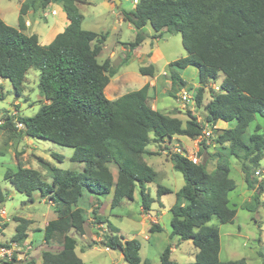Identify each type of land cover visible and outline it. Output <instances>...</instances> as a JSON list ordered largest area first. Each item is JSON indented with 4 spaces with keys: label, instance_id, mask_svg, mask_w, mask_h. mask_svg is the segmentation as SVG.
<instances>
[{
    "label": "trees",
    "instance_id": "16d2710c",
    "mask_svg": "<svg viewBox=\"0 0 264 264\" xmlns=\"http://www.w3.org/2000/svg\"><path fill=\"white\" fill-rule=\"evenodd\" d=\"M77 2L85 0H24L19 8L17 26L7 25L0 18V80L7 79L16 96L22 94L27 71H39L37 88L42 95L38 110L31 116H17L24 128L19 137L44 139L72 149L71 160L84 164L82 171L51 167L52 180H42L38 170L20 162L15 170L6 169L5 181L18 192L33 200L37 191L41 198L53 203L57 216L42 229L41 243L60 247L44 250L39 264H83L75 252L77 236L84 234L87 214L79 206V198L86 190L93 194H111V207L123 199L133 200L138 190L143 212L154 201L149 184L158 173L146 162V157L158 152L147 149L150 142L160 145L175 136L194 139L201 134L204 123L212 127L217 121L232 123L215 138L217 157L212 170L206 160L193 163L185 154L173 152L170 161L180 172L183 184L175 192L171 213V236L178 242L190 240L196 248L194 260L177 262L171 259V243L159 256V264H246L245 258L219 259L220 238L217 226L209 224L215 217L221 224L232 222L235 208L229 205L228 192L235 188L229 177L228 156L235 155L241 165L244 180L259 204L264 178L256 189L247 163L257 165L264 154V131L246 135V128L256 114L264 124V0H137L132 9H122L124 20L135 29L134 39L123 42L127 54L145 39L143 29L149 25L153 38L163 33L180 34L185 56L168 63L172 95L186 85L178 73L188 66L197 68L198 82L204 84L222 76L219 89L211 92L204 105V120L187 111L182 121L172 113H162L149 102L148 83L140 88L109 99L104 88L118 67L109 58L98 60L107 32L82 26L83 15ZM50 3L61 5L67 24L53 39L41 45L35 33H25L23 15L27 9L35 13L46 11ZM152 47V42L150 43ZM151 52H149L150 55ZM152 64L140 66L139 73L153 76ZM0 84V100L4 98ZM203 88H198L195 102L200 104ZM175 94V93H174ZM17 107V106H16ZM8 112V111H7ZM2 128H15L13 118L5 115ZM214 130L216 128H213ZM200 143L197 155L205 150ZM208 155V154H207ZM60 161V156H57ZM116 168L113 178L110 166ZM171 190L156 186L158 196ZM7 198V190L0 186V206ZM252 204L245 207L251 210ZM93 212V210H92ZM99 222H106L95 217ZM16 222L11 240L22 242L27 237L30 220L13 216ZM112 233L104 235L101 244L118 249L125 264H149L141 259L140 242ZM154 224L150 231H160ZM91 242L87 247H92ZM24 264H37L28 260ZM264 264V258L260 262Z\"/></svg>",
    "mask_w": 264,
    "mask_h": 264
},
{
    "label": "rangeland",
    "instance_id": "374dc122",
    "mask_svg": "<svg viewBox=\"0 0 264 264\" xmlns=\"http://www.w3.org/2000/svg\"><path fill=\"white\" fill-rule=\"evenodd\" d=\"M13 1L0 0V7L4 6L7 15L5 21L10 26H16L18 22L17 16L19 12ZM89 1H91L90 4L80 6L79 9L84 15L82 26L107 32L98 60L102 61L106 57L110 59L113 65L119 66L118 72L110 78L104 88L105 96L108 98L111 96L113 98L118 97L125 92L138 89L143 84L148 83L151 87L148 92L149 102L154 109L162 113H172L182 121L187 118V111H190L203 121L205 115L204 105L211 98V92L217 91L216 87H219L222 76L219 74L216 80L201 84L198 82L197 68L188 66L178 70L181 78L186 81V85L180 87V89L187 90L193 96L192 102L188 104L187 108H184L182 103L178 101V92L169 95L170 77L168 63L185 56L180 34L163 33L161 37L153 38L154 30L149 25H146L143 29L145 39L137 47L136 54L133 55L132 53L127 61L123 63L121 60L125 58L128 51L127 45L122 43L130 42L134 39L135 29L127 21H121L117 29H112L111 25L116 20L117 9H113L112 13L110 12L111 10H107L103 6L102 2L104 0ZM121 7L129 9L133 7V4L132 2L124 1ZM102 11L105 12L104 15ZM49 15L47 23H40L41 31H47L48 26L52 24V15ZM151 42L152 47L150 46ZM149 52H154L152 58L148 57ZM141 53L143 54L141 55ZM149 64H152L155 69L153 76L139 73L140 66ZM38 78L39 71L30 68L27 71L20 96L14 94L9 80L1 79L0 84L3 88L4 98L0 100V113L5 116L7 111L15 110L18 113L17 116L33 115L39 108L38 101L42 100V95L37 88ZM200 87L203 88V92L201 102L197 105L195 94ZM112 92L114 94H111ZM231 126H233V122L217 121L215 123L214 136L210 140V144L206 145V152H203L200 156L201 161L206 160L209 171L214 168L217 158L216 156L210 157L209 154H214L219 149H217V145H214L215 138L223 129ZM257 126H260L259 132L264 131L263 118L259 114H256L247 126L246 135L254 132ZM19 132L17 128L0 127V186L7 190V198L3 204L7 216L11 217V219L13 216H22L30 220L28 232L31 234L29 238L37 246L35 256L38 259L37 256H40V252L48 249V246L40 245L41 230L49 219L56 217L54 208L51 202L47 198H41L37 191L32 193V201L25 194L16 191L9 182L4 180V171L6 169L15 170L17 163L20 162L25 167L38 170L42 180L51 183V167L82 171L84 164L71 160V148L44 139H33L26 136L19 137ZM194 139L180 136L179 138L175 137L167 144L156 145L150 142L148 145V147L153 148L151 152H158V154L149 155L145 158L149 165L158 170L155 181L149 185L150 196L154 200L151 203L153 209L158 208L159 199L166 207L175 201V191L183 184V177L180 172L173 169L170 163V155L175 152L174 148L176 146L186 154H195L199 146L194 143ZM163 150H165L164 153L162 152ZM219 150H221L220 152L223 151V149ZM57 156L61 157L60 161ZM242 162L235 155L228 156L229 177L235 182V188L228 192L229 205L235 208L233 221L221 224L215 217H212L209 224L217 226L219 231L220 260L226 261L243 257L246 264H260L264 258V186L260 190L259 204L257 206L252 200L254 192L248 188L244 180L241 168ZM247 165L249 166L252 179L255 180L254 186L257 189L261 179L254 176V171L264 167V154L257 165L249 163ZM110 168L115 172L114 165H111ZM158 184L169 188L171 192L158 196L156 194V186ZM90 196L101 204V215L106 223L100 226V222L95 219V215L88 211L86 212L88 220L85 223L84 235L77 236L70 232L76 239L75 252L82 259L83 264H124L118 249L106 248L97 240L99 237L103 239L104 235L112 233L109 228L116 230L113 234L121 235L126 239L136 238L141 245L140 256L142 259H147L149 264H159V256L167 244L171 243L172 247H176V237L170 238L171 215L168 211L160 218V224L163 229L151 232L149 239L144 238V235L148 234L147 228L150 229L153 223L146 221L145 225L142 224L144 212L141 208L138 190L135 191L133 200L123 199L114 207L110 206L111 195H100L83 191L82 196L79 198V206L83 207L85 211L89 207L90 203L88 200H91ZM246 204H252L251 207L253 208L257 207L253 211L246 208ZM11 219L8 220V227L5 230L6 236L14 231V221ZM91 242H95V244L92 247H87ZM50 249L56 251L59 248L51 246ZM193 251L194 246L192 243L184 242L171 253V259L177 262H191L194 260L192 257ZM26 257L29 259L31 255L26 253Z\"/></svg>",
    "mask_w": 264,
    "mask_h": 264
},
{
    "label": "crops",
    "instance_id": "0c3cea01",
    "mask_svg": "<svg viewBox=\"0 0 264 264\" xmlns=\"http://www.w3.org/2000/svg\"><path fill=\"white\" fill-rule=\"evenodd\" d=\"M10 2L12 1V0H9ZM24 0H14L13 1V3L16 5V7H17V10H18V12H19V8H20V5H21V3L23 2ZM128 2V3H131L132 2V4H133V7H134V4H135V2H133V1H129V0H120V2L118 3V2H116V0H104L102 3H103V6L104 7H106V9L107 10H111L110 12H112L113 13V9H117V12H116V20L114 21V23L111 25V28L112 29H117V27L119 26V24H120V22L122 21H126V20H124V18H123V16H122V9H124V8H122L121 7V5H122V3L123 2ZM137 1V0H136ZM91 3V1H89V0H85V2H77V8H78V10L80 9V6H84V5H86V4H90ZM8 5V4H7ZM132 7V8H133ZM132 8H129V9H132ZM129 9H127V10H129ZM46 11L48 12L47 13V15L46 16H43L41 13H35L33 10H31V9H27L26 11H25V13H24V15H23V19H24V25H25V29H24V32L25 33H35L36 35H37V37H38V41H39V43L41 44V45H45V44H47V43H49L52 39H53V37L58 33V32H61L62 30H63V28L65 27V25L67 24V19H66V16H65V13L63 12V10H62V7H61V5L60 4H58V3H50L49 5H48V7L46 8ZM80 11V10H79ZM82 15H83V13L82 12H80ZM104 11H102V14L104 15ZM19 14V13H18ZM49 14H51L52 15V24L51 25H49L48 26V30L47 31H41V26H39L40 25V23H42V22H44V24L45 23H47V21H48V15ZM50 16V15H49ZM7 17V15H6V13H5V9H4V6L3 7H0V18L2 19V21H4V23H6L7 25L9 24V23H7L6 21H5V18ZM17 18H18V16H17ZM12 20V19H11ZM83 22H84V15H83ZM82 22V23H83ZM128 22V21H127ZM128 24H130L129 22H128ZM47 25V24H46ZM13 26V25H12ZM16 26H17V24H16ZM15 25L13 26V27H16ZM130 26H131V24H130ZM84 28H86V29H91V30H94V31H102V30H100V29H92V28H88V27H84ZM105 28V27H104ZM102 32H106L105 30H103ZM120 42V41H119ZM137 49V47L132 51V53H133V55L134 54H136V52L135 51H137L136 50ZM153 50H155V49H153ZM155 52V51H154ZM154 52H151L150 53V55L148 56V57H150V58H152V56L154 55ZM143 53H141V55H142ZM140 55V54H139ZM140 57V56H139ZM164 73V72H163ZM157 75V74H156ZM157 77V76H156ZM1 81V80H0ZM151 88V87H150ZM150 90V89H149ZM111 94H114L113 92L111 93ZM108 98V97H107ZM114 98H116V97H114ZM113 98V96H111L109 99H114ZM17 103V102H16ZM17 112V111H16ZM180 112V111H179ZM226 123V122H225ZM175 137H177V138H179L180 136H175ZM174 137V138H175ZM27 138H29V137H27ZM173 138V139H174ZM165 144H167V143H165ZM147 149L148 150H152L153 148H150V147H148L147 146ZM164 151L165 150H163L162 152L164 153ZM146 162H147V160H146ZM170 163H171V161H170ZM171 165H172V163H171ZM152 166V165H151ZM153 167V166H152ZM116 169V168H115ZM156 172H158V170H156V169H154ZM116 171L117 170H115V172H114V170L112 171L111 170V173H112V175H113V178H115L116 177ZM150 185V184H149ZM148 185V186H149ZM181 187V186H180ZM179 187V188H180ZM3 188V187H2ZM178 188V189H179ZM177 189V190H178ZM176 190V191H177ZM84 191H86V190H84ZM149 191H150V189H149ZM175 191V192H176ZM253 191V190H252ZM108 195H111V194H108ZM44 199V198H43ZM90 199L91 200H88L89 201V207H88V209L86 210V212H88V211H90L93 215H95V217H99L101 220H103V216L101 215V209H100V203H99V201L98 200H95V199H92L91 198V196H90ZM49 202H51L50 200H48ZM44 202H45V200H44ZM49 202H48V204H49ZM51 204H52V207H53V203L51 202ZM173 203H170L167 207L163 204V202L159 199L158 200V208L157 209H153L152 207H151V204H150V207H149V209L148 210H146L144 213H143V220H142V224H146V221H148V222H151V223H153V225L154 224H156V225H158V226H160V228H161V230L163 229V227H162V225L160 224V218H161V216L162 215H165L166 214V211H168V212H170L169 211V209H170V207H171V205H172ZM3 207H4V205H2ZM111 206V205H110ZM54 208V207H53ZM4 209H5V207H4ZM92 210H93V212H92ZM6 211V210H5ZM7 213V212H6ZM54 213L56 214V212H55V210H54ZM170 215H171V213H170ZM20 216V215H19ZM55 216H57V214L55 215ZM20 217H22V216H20ZM94 217V216H93ZM23 218H26V217H23ZM53 218H55V217H53ZM53 218H51V219H53ZM170 218H171V216H170ZM11 219V217L9 218L8 216H7V218L6 219H4V220H2V222H0V241H5V240H8V239H10L11 238V236L13 235V233H14V231L10 234V235H8V236H6L5 235V230H6V228L8 227V220H10ZM11 220H13V217H12V219ZM50 220V219H49ZM87 220H88V217H87ZM14 221V220H13ZM47 223V222H46ZM45 223V224H46ZM86 223V222H85ZM106 222H100V226H103L104 224H105ZM15 225H16V222L14 221V227L13 228H15ZM43 227H44V225H43ZM28 228H29V225H28ZM28 228H27V231H26V233H27V237L22 241V243L23 244H27L28 246H30V249L27 251V253H29L30 255H31V257L29 258V259H27V257L25 258V260L26 261H28V260H34V262H36L37 264H39L40 263V261H41V253H42V251H44V250H51L50 249V247L51 246H48V249H44V250H42L41 252H40V256H37L38 257V259L36 258V254H35V252H36V249H37V246H35L34 245V243H33V240H31L29 237H30V234L31 233H29L28 232ZM43 229V228H42ZM160 230V231H161ZM84 232H85V224H84ZM142 232V231H141ZM147 232H148V234H145L144 235V238L145 239H149L150 237H151V231H150V229L149 228H147ZM153 232H155V231H153ZM42 230H41V239H42ZM84 235V234H83ZM132 238V237H131ZM96 239H97V237H96ZM126 239V238H125ZM97 240H101V238L99 237ZM96 240V241H97ZM184 242H187V243H191V241L190 240H185V241H181V242H178L177 240H176V244H175V246L176 247H178V246H180L181 244H183ZM45 245V246H47L46 244H44V243H40V245ZM54 247H58V246H54ZM176 247H172L171 248V253H173L175 250H176ZM58 248H60V247H58ZM140 248H141V245H140ZM53 251V250H52ZM139 253H140V250H139ZM195 253H196V248L194 247V251L192 252V257L194 258V255H195ZM219 253H220V250H219ZM120 257L122 258V254H120ZM142 259V258H141ZM25 261V262H26ZM24 262V263H25ZM24 263H22V264H24ZM16 264H20V262H18V263H16ZM125 264V263H124Z\"/></svg>",
    "mask_w": 264,
    "mask_h": 264
},
{
    "label": "built area",
    "instance_id": "2783aa9c",
    "mask_svg": "<svg viewBox=\"0 0 264 264\" xmlns=\"http://www.w3.org/2000/svg\"><path fill=\"white\" fill-rule=\"evenodd\" d=\"M129 1H133L136 3V0H129ZM47 11H43L42 15L46 16L47 15ZM216 89L218 90L219 88L216 87ZM177 95H178V101L180 103H182V106L184 108L188 107V104L192 102L193 100V96L190 92H188L187 90H178L177 91ZM8 116H11L13 118V125L15 128L17 129H22L24 128V124L22 123V121H20L19 119H17V112L15 110H10L9 112H7ZM198 121H201L200 119L197 118ZM5 116H3L0 113V126L3 125L5 123ZM204 126L203 129L201 131V134L196 137V139H194V143L196 145H198L200 148V143L204 142L205 145L210 144V140L213 138L214 134H213V128L211 125H209L207 122H203ZM198 150V149H197ZM175 152H180L185 154V156L191 160L193 163H198L199 161H201L200 156L197 155V153L193 154H186L184 153L179 147H175L174 148ZM197 152V151H196ZM254 176L257 177L258 179H262L264 178V167L262 168H258L254 171ZM7 218V213L4 209V207L1 205L0 206V222H2V220ZM30 249V246H28L27 244H23L22 242H18L16 240H5V241H0V264H16L18 262H20V264L24 263L26 260V253L27 251Z\"/></svg>",
    "mask_w": 264,
    "mask_h": 264
},
{
    "label": "water",
    "instance_id": "95a60500",
    "mask_svg": "<svg viewBox=\"0 0 264 264\" xmlns=\"http://www.w3.org/2000/svg\"><path fill=\"white\" fill-rule=\"evenodd\" d=\"M116 2H118V3H119V2H120V0H116Z\"/></svg>",
    "mask_w": 264,
    "mask_h": 264
}]
</instances>
